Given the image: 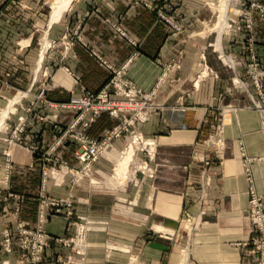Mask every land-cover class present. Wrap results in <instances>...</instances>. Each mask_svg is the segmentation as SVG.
<instances>
[{
    "label": "crops",
    "instance_id": "obj_1",
    "mask_svg": "<svg viewBox=\"0 0 264 264\" xmlns=\"http://www.w3.org/2000/svg\"><path fill=\"white\" fill-rule=\"evenodd\" d=\"M35 1L0 0L3 89H33L31 93L38 95L43 87L44 98L52 102V106H47L41 99L32 106L28 117L33 122L36 121L33 114L39 118L48 114L57 121L68 122L72 113L60 110V102H66L72 95L97 90L108 80L111 69H120V76L148 91L160 78L163 66L172 62L153 99L161 109L138 123L144 134L155 138L146 139L155 146L157 163L149 197L142 199L144 204L135 206L136 216L99 215L106 221L105 228L88 233L84 264H127V253L123 249L116 251L106 247L114 241L126 249L141 251L156 264H181L174 248L168 250L165 239L145 240V233L149 224L158 230L175 227L182 207L192 213L205 211L201 215L204 224L194 237L192 248V256L198 264H238L231 242L245 233L243 212L248 199V182L238 144L247 157L254 158L251 184L264 194V114L253 104L249 93L253 99L257 95L252 84L243 88L242 84L235 86L230 82L231 77L249 81L242 64L234 71L228 69L209 50L208 38L203 36L205 30L199 29L209 17L203 0H156L159 4L170 3L167 9L170 18L183 25L177 32L158 17L155 9L146 8L135 0H72L58 16L53 17L52 10L47 21L41 23L44 34L41 40L46 37L49 44L44 47L39 41L37 53L33 46L32 22L44 18L40 17ZM117 25L125 31V36L116 30ZM70 27H78L80 36L72 45L67 41L66 29ZM249 36L254 40L256 63L264 68L263 18L254 15L250 29L242 28L224 36L223 47L236 58L245 60L249 55ZM129 38L136 44L130 43ZM218 44L221 48V40ZM54 47L57 52L53 51L56 53L53 62L48 57ZM11 52L19 55V59L10 57ZM40 65L52 71L51 77L41 75L36 79L34 73ZM203 70L207 72L204 74ZM40 80L46 82L38 86ZM227 104L231 105L228 112ZM53 117L43 121L37 118L36 122L53 124ZM216 120H221L222 127L218 141L219 163L213 159L214 146L203 142L211 132L210 124ZM14 158L26 162L30 157L25 148L15 146ZM202 166L210 174L207 185L203 183ZM106 194L108 192L97 190L84 192L85 203L78 204L76 210L98 217L94 210L101 206L98 201L107 199ZM107 208L105 206V210ZM63 223V218L57 216L48 220L46 226L63 233Z\"/></svg>",
    "mask_w": 264,
    "mask_h": 264
},
{
    "label": "rangeland",
    "instance_id": "obj_2",
    "mask_svg": "<svg viewBox=\"0 0 264 264\" xmlns=\"http://www.w3.org/2000/svg\"><path fill=\"white\" fill-rule=\"evenodd\" d=\"M54 1H35L41 13L40 17L44 18L43 21L32 22L35 29L33 46L36 53L40 50L39 41L43 42L44 47L49 44L46 37L41 40L44 35L41 23L47 21L50 11L53 10ZM135 1L146 8L155 9L158 17L169 24L173 31L177 32L183 28L182 24L170 18L167 10L170 3L159 4L156 0ZM223 1L203 0L209 17L204 26L202 25L199 29L203 27L202 31L205 30L203 36L208 38L209 50L215 53L224 66L234 71L239 64L234 61L236 56L223 47L224 36L238 31L234 28L236 22L244 20V17L238 15L239 9L249 7L250 0ZM17 4L21 5V2L18 1ZM116 30L122 36L126 35L119 25L116 26ZM67 31L69 35L67 41L70 45L74 43V40H80L78 27H70L66 29ZM197 34L200 35V33ZM220 40L221 48L217 47ZM129 42L136 44V41L130 38ZM4 51L7 54L9 50L6 48ZM53 51H56V47L49 53L48 59L52 61L56 59V53ZM9 56L19 59L16 53L11 52ZM171 65L172 62H168L163 66L160 78L148 91L140 88L141 93L135 98L153 102L154 107L145 119L135 120L134 124H122V118L111 115L105 109L92 119L88 118L87 112V118L83 117L77 124H69L72 118L84 112L83 106H70L72 96L66 102L59 104L60 110L71 111L72 115L68 122H63L61 119L57 121L55 117L48 114H43L40 118L33 114L36 121L37 118L42 121L54 118L53 124H37L28 117V114L33 111L32 106L40 103L41 99H44L47 106H52V102L44 98L43 87L39 88L38 95L31 93L33 89L26 90L20 87L4 90L5 80L0 79V108L10 104L14 107L7 112L0 126V264H84L88 250V233L105 228L106 221L104 218H99L100 214L106 213L107 217L136 216L135 206L139 203L144 204L142 202L144 197L145 200L148 199V190L152 187L157 166L154 157L155 146L151 145V141L146 140L148 137L155 138L144 134L138 123L161 109V106L155 105L153 99L159 85L165 81L169 69L172 68ZM44 67L40 65L34 73L37 75V80L41 75L47 79L51 77L52 71H46ZM242 68L245 71L243 65ZM111 72L108 80L97 90L88 91L96 93L106 84L109 86L111 78L117 75L116 68L111 69ZM203 72L205 74L207 71L203 70ZM236 79L233 80L231 77L230 81L235 86L241 83L246 86L251 84L250 76L247 82L241 77ZM46 80L38 81V86L43 85ZM150 93L151 96L147 98ZM13 97L16 100L11 103ZM120 97L111 83L109 98ZM9 98H11L10 101ZM230 107L231 105L227 104L226 112L230 110ZM84 121L86 124H83ZM111 121L113 124H110ZM220 122L221 120L218 122L216 120V123L210 124L211 132L203 139L204 144L214 146L213 159L217 163L221 159V147L218 144L222 132ZM137 135H139L138 139ZM238 145L242 155L243 172L248 182L246 191L248 199L243 212L245 233L231 242V246L237 252L238 264H264V226L263 222L258 223L253 220V214L258 212L261 215L264 214V207L252 214L250 211L251 194L254 192L263 198L264 194L258 192L251 184L253 180L251 166L254 158L247 157L241 144ZM15 146H21L27 150L30 157L28 161L15 160ZM111 148L115 149L113 155L105 154V151ZM204 166L201 168L204 173L203 183L207 185L210 183V174L206 173ZM90 190L108 192L107 199L98 201L101 206L94 210L98 217L91 216L89 212L83 213L76 210L78 204L85 203L83 193ZM105 206L108 207L107 210ZM204 213L205 211L192 213L186 207H182L175 227L162 226L166 229L158 230L154 227L155 225L149 224L146 227L145 240L163 238L167 241L168 250L174 248V254L181 264H198L199 262L192 256V248L195 244L194 237L200 233L204 224L201 216ZM57 216H61L64 220L63 233L51 231L46 226L48 220ZM106 247L116 251L123 249V252L127 253V264H156L142 255L141 251L135 252L129 247L126 249L124 245L115 241L110 242Z\"/></svg>",
    "mask_w": 264,
    "mask_h": 264
},
{
    "label": "built area",
    "instance_id": "obj_3",
    "mask_svg": "<svg viewBox=\"0 0 264 264\" xmlns=\"http://www.w3.org/2000/svg\"><path fill=\"white\" fill-rule=\"evenodd\" d=\"M254 14L264 19V0H250L249 7L239 9L238 15L244 17V20L236 22L234 28L236 30H241L242 28L250 29ZM253 41L252 36L247 38L248 58L245 60L235 58L234 61L236 64H242L245 68V72L250 76L251 84L255 89L257 97L253 99V95L251 93L249 94L253 100L254 106L264 114V68L256 63ZM116 74L117 75L113 76L110 81L115 86V92L121 97L118 99L109 98V86L111 83L109 86L106 84L104 88L96 93L86 91L84 94L72 95L70 106H83L84 112L82 111L78 116L72 118L69 124H77L83 117L84 119L87 118V112L88 118L92 119L102 109H105L113 116L122 118V124H134L135 120H143L148 116L151 109L154 107L153 102L149 103L135 98L136 95L141 93V89L122 78L120 76V69H116ZM241 84L244 85L243 83ZM244 86L246 87V85ZM150 96L151 93L147 98ZM144 97H146V94H144ZM141 113H146V116H142ZM83 124H86V121H84ZM251 195L252 202L250 211L252 214L259 208L264 207V198L254 192ZM261 216L263 217L262 219ZM253 220H256L258 223L263 222L264 226V214L261 215L260 212L253 214Z\"/></svg>",
    "mask_w": 264,
    "mask_h": 264
},
{
    "label": "bare ground",
    "instance_id": "obj_4",
    "mask_svg": "<svg viewBox=\"0 0 264 264\" xmlns=\"http://www.w3.org/2000/svg\"><path fill=\"white\" fill-rule=\"evenodd\" d=\"M223 1V0H222ZM226 1V0H225ZM55 2V4L53 5V17H56V16H58L59 15V13H61V11L63 10V9H65V8H68L69 6H70V4H71V2H72V0H55L54 1ZM224 2V1H223ZM222 2V3H223ZM220 5V4H219ZM224 5V4H223ZM223 7V6H222ZM225 9V8H224ZM223 9V10H224ZM220 12H222V11H220ZM223 14V13H222ZM218 25H219V23H218ZM225 27V26H224ZM223 30H225L224 28H223ZM237 80V79H236ZM238 81V80H237ZM10 99L11 98H9V101H10ZM16 100V98H14L13 97V99L11 100V103L13 102V101H15ZM9 101H7V103L9 102ZM14 107H13V104H10L9 106H6V107H3V108H0V126L3 124V122H4V118L6 117V114H7V112L9 111V110H12ZM141 115L142 116H146V113H141ZM8 116V115H7ZM137 137V139H138V137H139V135H137L136 136ZM132 149H130V151H131ZM115 152V149L114 148H111L110 150H107V151H105V154L107 153V155L109 154V155H111L112 153H114ZM133 152V151H132ZM113 155V154H112Z\"/></svg>",
    "mask_w": 264,
    "mask_h": 264
}]
</instances>
